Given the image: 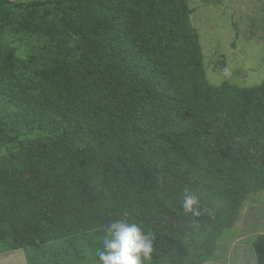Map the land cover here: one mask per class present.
<instances>
[{"label": "trees", "instance_id": "obj_1", "mask_svg": "<svg viewBox=\"0 0 264 264\" xmlns=\"http://www.w3.org/2000/svg\"><path fill=\"white\" fill-rule=\"evenodd\" d=\"M16 8L20 19L0 9V31L13 27L45 44L33 48L39 66L15 48L0 55V90L29 83L34 91L30 107L9 116L14 124L0 126V139L10 136L3 143L15 144L0 157V254L84 235L99 261L93 243L102 250L109 221L128 218L155 237L144 264H198L160 221L212 236L264 189V84L207 83L184 0ZM31 130L43 136L27 138ZM164 178L183 187L168 190ZM196 189L198 215L183 209L185 192ZM254 252L264 264V236Z\"/></svg>", "mask_w": 264, "mask_h": 264}, {"label": "rangeland", "instance_id": "obj_2", "mask_svg": "<svg viewBox=\"0 0 264 264\" xmlns=\"http://www.w3.org/2000/svg\"><path fill=\"white\" fill-rule=\"evenodd\" d=\"M53 0H6L2 7L9 19H20L18 4ZM190 10L189 25L200 50L205 80L212 87L228 84L240 89H248L264 84V0H184ZM176 7V4L173 5ZM0 8V9H1ZM6 16V17H7ZM3 17L0 11V20ZM14 22V21H13ZM9 23V20H8ZM12 22H10L11 24ZM0 31V55L15 48L26 56L29 64L39 66V54L33 48H41L45 42L34 35L17 33L13 27ZM144 38L149 44L163 48L167 42L156 36ZM34 97L33 86L25 84L24 89L16 85L13 91L0 90V126L7 122L14 124L9 116L23 113L29 108ZM3 127H0V132ZM1 134V133H0ZM0 139V157L6 150H15V144L5 145L9 138L3 134ZM27 138H41L43 135L31 130ZM34 173L29 170L28 175ZM194 182L193 179H189ZM161 183L168 190L178 191L183 186L173 185L164 178ZM198 201L196 210L203 209L199 203L200 191L191 192ZM161 226L176 233L184 240L187 251L198 258V264H256L254 243L264 236V189L249 194L239 206L235 219L226 228L209 236L190 237L184 232V223L173 218H164ZM93 235V234H92ZM90 235V236H92ZM94 237V236H93ZM84 235L58 239L49 243L35 245L0 254V264H99L93 258L91 247L83 243ZM88 242V240H85ZM96 250L98 243L94 242Z\"/></svg>", "mask_w": 264, "mask_h": 264}, {"label": "clouds", "instance_id": "obj_3", "mask_svg": "<svg viewBox=\"0 0 264 264\" xmlns=\"http://www.w3.org/2000/svg\"><path fill=\"white\" fill-rule=\"evenodd\" d=\"M197 204L196 197L186 191L184 211L198 215L194 208ZM105 232L102 250L96 252L99 264H144L151 260L155 237L138 223L128 218L114 219L109 221Z\"/></svg>", "mask_w": 264, "mask_h": 264}, {"label": "crops", "instance_id": "obj_4", "mask_svg": "<svg viewBox=\"0 0 264 264\" xmlns=\"http://www.w3.org/2000/svg\"><path fill=\"white\" fill-rule=\"evenodd\" d=\"M8 253H6L5 255H7ZM2 255H4V254H2ZM1 256V255H0Z\"/></svg>", "mask_w": 264, "mask_h": 264}]
</instances>
